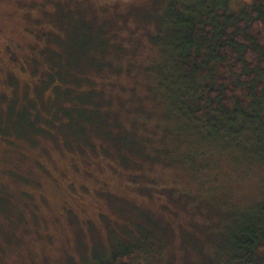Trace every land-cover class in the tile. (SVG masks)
Segmentation results:
<instances>
[{
  "label": "trees",
  "instance_id": "obj_1",
  "mask_svg": "<svg viewBox=\"0 0 264 264\" xmlns=\"http://www.w3.org/2000/svg\"><path fill=\"white\" fill-rule=\"evenodd\" d=\"M149 2L158 10L139 15L138 5L99 10L54 0L47 13L54 24H41V44L32 49L28 91L0 110V141L50 137L95 151L115 160L140 195L162 197L164 210L198 221L221 211L217 183L233 174L220 168L223 156L264 165V0H241L244 15L230 16L229 0ZM194 70L219 85L200 90ZM182 141L188 146L179 155ZM246 166L235 169L246 173ZM240 205L236 225L217 244L225 253L213 258L264 264V202ZM0 206L9 210L1 194ZM146 232L138 224L121 240L133 239L100 264L132 263Z\"/></svg>",
  "mask_w": 264,
  "mask_h": 264
},
{
  "label": "rangeland",
  "instance_id": "obj_2",
  "mask_svg": "<svg viewBox=\"0 0 264 264\" xmlns=\"http://www.w3.org/2000/svg\"><path fill=\"white\" fill-rule=\"evenodd\" d=\"M84 1L99 10L105 5L115 9L138 5L139 15L158 10L150 0ZM53 2L0 0V110L13 96L20 100L28 91L32 49L41 44L36 43L41 24L47 29L54 24L47 14L53 11ZM228 4L225 14L244 15L241 0ZM193 72L200 90H208L210 83L219 85L211 75ZM36 139L14 140L12 145L0 141V194L9 209L4 212L0 206V264H100L133 239L121 240L138 224L148 230L145 250L130 264H206L207 255L217 264L213 257L225 253L217 244L225 243L236 225L238 206L261 198L264 202V165L258 169L257 161L251 166L254 162L248 164L243 156L236 161L238 153L232 154L233 162L229 156L221 158L220 151L211 154L221 158L220 168L228 167L233 174L217 183L222 186L215 200L221 211L193 221L191 213L177 216L164 210L162 197L140 195L130 178L118 172L121 167L115 160L95 151H76L77 145L65 148L50 137ZM186 144L182 141L177 147L179 155ZM243 163L246 173L235 169ZM11 170L22 181L16 182ZM156 175L169 178L162 170Z\"/></svg>",
  "mask_w": 264,
  "mask_h": 264
}]
</instances>
